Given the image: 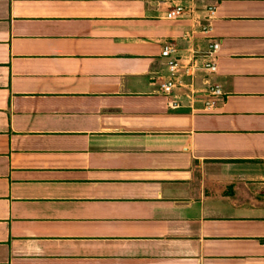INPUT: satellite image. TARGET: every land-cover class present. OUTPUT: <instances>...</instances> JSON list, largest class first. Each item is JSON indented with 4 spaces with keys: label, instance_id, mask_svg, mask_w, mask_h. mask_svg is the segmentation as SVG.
Returning <instances> with one entry per match:
<instances>
[{
    "label": "crops",
    "instance_id": "0c3cea01",
    "mask_svg": "<svg viewBox=\"0 0 264 264\" xmlns=\"http://www.w3.org/2000/svg\"><path fill=\"white\" fill-rule=\"evenodd\" d=\"M263 179L264 0H0V264H264Z\"/></svg>",
    "mask_w": 264,
    "mask_h": 264
},
{
    "label": "built area",
    "instance_id": "2783aa9c",
    "mask_svg": "<svg viewBox=\"0 0 264 264\" xmlns=\"http://www.w3.org/2000/svg\"><path fill=\"white\" fill-rule=\"evenodd\" d=\"M185 11V7L182 5H175L166 12L167 18H175L180 16ZM205 18L208 23L202 26V32L208 33L210 31L209 21L213 18L215 13V5L210 4L205 7ZM219 41L211 40L208 44V48L203 55V68L209 73H216L217 71V53L219 50ZM173 43L166 42L161 48L160 54L163 56H169L174 51ZM181 65L179 59L176 57L169 58L167 61V67L170 71H176ZM185 73H189V67H185ZM182 84L178 78L171 76L168 80L161 82L159 90L162 94L167 95L172 92L173 88L177 85ZM223 92L217 84H210L206 90V96L202 99L203 110L209 111L216 106V97L222 95ZM171 105V103H170ZM171 106H175L172 104ZM263 195H264V179H263ZM264 249V243L262 244Z\"/></svg>",
    "mask_w": 264,
    "mask_h": 264
}]
</instances>
